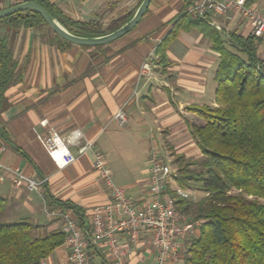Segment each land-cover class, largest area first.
<instances>
[{
	"label": "crops",
	"instance_id": "obj_1",
	"mask_svg": "<svg viewBox=\"0 0 264 264\" xmlns=\"http://www.w3.org/2000/svg\"><path fill=\"white\" fill-rule=\"evenodd\" d=\"M48 1L68 17L98 20L105 29L141 0ZM192 1L151 0L137 25L107 48L60 46L51 42L46 29L20 28L13 35L7 26H0V38H11L18 77L4 91L8 107L0 113V162L19 168L36 181L44 180L39 191H29L24 184L15 186L12 174L3 171L0 197L7 201L5 211L8 207L11 216L22 213L36 226L33 231L46 234L61 230L62 224L57 217L48 218L46 208L66 210L78 223L80 218L73 208L47 206L44 193L79 209L83 229L89 227L91 209L108 202L109 193L93 169L91 151L79 154L71 146L75 161L58 168L39 139L52 132L63 137L74 128L80 129L84 138L105 155L115 184L124 187L136 203L143 202L148 193L147 165L153 149L166 162L170 161L162 154L166 145L176 155H202L191 126H201L203 122L187 107L216 105L219 54L211 48L210 41L197 29L181 30L166 50L169 66L161 69L156 64L148 80L139 76L142 62L155 55L156 46L169 31V21L182 8L188 10ZM6 6L0 3V9ZM216 22L222 29L217 31L225 35L251 34L244 21L221 17ZM257 51L264 61V34ZM120 109L126 115L123 124L113 120ZM192 235L179 238L182 248L186 249ZM119 238L125 241L123 235ZM146 238L122 259L123 263L153 264L154 249ZM86 253L89 264H114L102 242L89 241ZM183 257L181 253L177 259L169 260L171 264H184ZM45 262L71 264L68 248L64 244L56 247Z\"/></svg>",
	"mask_w": 264,
	"mask_h": 264
},
{
	"label": "trees",
	"instance_id": "obj_2",
	"mask_svg": "<svg viewBox=\"0 0 264 264\" xmlns=\"http://www.w3.org/2000/svg\"><path fill=\"white\" fill-rule=\"evenodd\" d=\"M35 1L69 32L81 37L112 32L135 11L114 20L104 29L98 20H75L48 0ZM9 6L11 4L6 7ZM169 23V31L154 51L156 64L161 69L169 66L166 50L181 30L197 29L219 54L215 71L216 105L187 107L204 121L201 126H191L201 158L173 154L175 187L168 183L165 188L177 211L191 220L201 221L198 232L187 242L183 263L264 264V61L257 51L260 38L236 32L225 35L191 17L185 7ZM42 25L48 28L53 44L72 45L53 32L33 10L0 19V26H7L13 35L20 28ZM10 41L11 38H0V113L8 107L4 91L18 80ZM108 44L82 47L102 48ZM193 187L204 192L198 200L177 193L178 188L189 190ZM44 199L50 207L75 209L79 224H82L83 214L79 209L54 200L48 193H44ZM6 205V199L0 197V214ZM34 228L36 226L27 220L0 225V264H42L63 244L65 234L61 230L34 236Z\"/></svg>",
	"mask_w": 264,
	"mask_h": 264
},
{
	"label": "built area",
	"instance_id": "obj_3",
	"mask_svg": "<svg viewBox=\"0 0 264 264\" xmlns=\"http://www.w3.org/2000/svg\"><path fill=\"white\" fill-rule=\"evenodd\" d=\"M19 1L21 2L17 0ZM256 1L193 0L187 11L191 17L202 20L216 30H222L216 22L217 18L244 21L250 26L251 35L261 38L264 34V11L257 7ZM156 59L157 56L151 55L142 62L139 69L141 78L146 80L152 78ZM113 120L123 124L126 121L125 112L122 109L118 110ZM39 139L58 168L75 161L76 156L70 151L71 146H75L79 154L91 151L93 169L109 193L108 202L91 209L87 229H83L78 220L66 210L45 209L48 218L57 217L61 220V231L65 234L63 244L69 250L71 264H89L86 253L89 241L94 244L104 243L114 264H128L123 263L122 259L134 251L144 236L154 249L153 264H171L170 258L175 260L181 253H185L179 238L196 234L201 221L191 220L184 213L177 211L173 199L165 193L166 185L172 181L175 169L162 160L157 149L151 151L148 159L147 196L143 202L136 203L124 187L115 184L105 155L95 148L92 141L84 138L80 129L74 128L63 137L52 132L49 137ZM2 149L0 146V151ZM3 171L12 174L15 186L24 184L29 191H39L44 182L36 181L26 176L19 168L7 167L0 162V179ZM177 193L183 197L190 195L187 190L179 188ZM119 235H123L125 241H122ZM42 264H46L45 260Z\"/></svg>",
	"mask_w": 264,
	"mask_h": 264
},
{
	"label": "water",
	"instance_id": "obj_4",
	"mask_svg": "<svg viewBox=\"0 0 264 264\" xmlns=\"http://www.w3.org/2000/svg\"><path fill=\"white\" fill-rule=\"evenodd\" d=\"M150 2L151 0H141L139 5L136 7L133 15L128 21L123 23L120 27H118L114 31L101 35V36H97V37H81V36L72 34L66 28H64L47 11L45 7H43L41 4H39L35 0H26V1L11 5L9 7L0 9V19L10 16L14 13L24 11V10H33L39 15H41L44 21L47 23V25L52 29V31L55 32L62 39L67 40L75 45L97 46V45L108 44L124 36L128 32H130L145 14Z\"/></svg>",
	"mask_w": 264,
	"mask_h": 264
},
{
	"label": "rangeland",
	"instance_id": "obj_5",
	"mask_svg": "<svg viewBox=\"0 0 264 264\" xmlns=\"http://www.w3.org/2000/svg\"><path fill=\"white\" fill-rule=\"evenodd\" d=\"M3 1V3H5V4H7V6L8 5H14V4H17V3H20V1L19 2H17V0H12V1H10V0H6V1H4V0H0V3ZM22 1H26V0H21V2ZM141 2V1H140ZM256 5H257V7L259 8V9H261L262 11H264V0H257L256 1ZM137 7V6H136ZM136 7L134 8V9H136ZM40 28H43V29H46L47 31H48V33H49V30H48V28L46 27V26H41ZM111 43V42H110ZM109 43V44H110ZM108 44V45H109ZM108 45H106V47L105 48H107L108 47ZM106 50V49H105ZM191 112H193V111H191ZM194 114H195V116H197L198 118H200L195 112H193ZM201 120H202V122H203V124H204V121H203V119L202 118H200ZM168 146L166 145L165 147H163V149H162V154L164 155V156H166V160H170V161H168V163L171 165V167L173 168V169H175V166L172 164L173 163V161H174V156H173V152L169 149V148H167ZM189 158H201V156L200 157H189ZM193 168H196V167H193ZM170 186L171 187H175V183L174 182H170ZM189 193H190V198L192 199V200H198L199 198H201L203 195H204V192L203 191H201L200 189H198V188H195V187H193V188H191V189H189V190H187ZM234 191H239V190H234ZM250 198H253V197H251L250 196ZM9 199V198H8ZM8 210H9V208L7 207V210L5 211V212H3L2 214H0V225H2V224H9V223H14V222H20V221H24V220H26L23 216V214L21 213H19V214H15V216H11L10 215V213H8ZM40 220H41V216H40ZM32 234L34 235V236H43V235H45V232H41V231H33L32 232Z\"/></svg>",
	"mask_w": 264,
	"mask_h": 264
}]
</instances>
